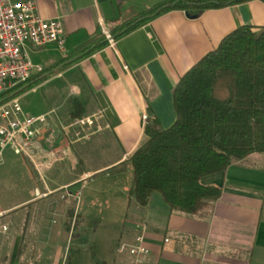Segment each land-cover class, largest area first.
<instances>
[{
  "label": "crops",
  "instance_id": "0c3cea01",
  "mask_svg": "<svg viewBox=\"0 0 264 264\" xmlns=\"http://www.w3.org/2000/svg\"><path fill=\"white\" fill-rule=\"evenodd\" d=\"M35 1L39 16L59 18L63 25L61 46H28L48 57L53 69L31 89L53 81L58 91L56 104L25 114H48L36 150L46 153L51 148L67 147L65 158L51 164L45 179L26 159L44 184V195L65 188L47 186L52 170L57 165L74 170L78 151L91 142L74 141L62 129L74 109L83 113L102 110L106 130L93 140L105 147L110 138L108 143L121 149L112 163L85 170L82 167L77 170L78 177L83 173L90 176L109 165L128 164L144 139L147 116L158 119L163 127L173 123V88L180 77L233 29L248 24L258 33L264 28V1L248 0L204 10L196 18L189 17L184 9H170L109 39L107 35L116 34L121 26L166 0ZM99 41L105 44L59 69L62 62ZM42 71L35 70L32 77H39ZM23 94L15 98L19 100ZM75 100L80 103L75 104ZM261 155L234 160L226 170L203 176L201 183L220 187L221 195L193 214L171 211L156 192L145 207H140L129 195L130 184L127 190L121 186L118 198H122L125 223H80L76 231L75 227L71 230V208L66 223H4L8 230L0 233L4 236L0 264H66L71 235L75 236L73 264H264ZM46 159L51 162L50 157ZM80 180L69 184L77 188ZM139 235L149 252L136 258L127 250ZM120 247H124L121 252Z\"/></svg>",
  "mask_w": 264,
  "mask_h": 264
},
{
  "label": "trees",
  "instance_id": "16d2710c",
  "mask_svg": "<svg viewBox=\"0 0 264 264\" xmlns=\"http://www.w3.org/2000/svg\"><path fill=\"white\" fill-rule=\"evenodd\" d=\"M244 1L248 0H166L111 37L170 9H184L196 18L204 10ZM252 28L245 24L233 29L180 77L173 88L175 119L171 125L163 127L158 119L146 117L144 139L128 159L129 195L138 206L145 207L156 192L171 211L196 213L221 195L220 187L201 183L203 176L224 171L232 161L251 154L264 155V28L258 33ZM103 44L88 46L62 62L59 69ZM52 72L51 68L16 84L0 96V103L23 94ZM82 113L74 109L71 116Z\"/></svg>",
  "mask_w": 264,
  "mask_h": 264
},
{
  "label": "rangeland",
  "instance_id": "374dc122",
  "mask_svg": "<svg viewBox=\"0 0 264 264\" xmlns=\"http://www.w3.org/2000/svg\"><path fill=\"white\" fill-rule=\"evenodd\" d=\"M27 52L34 63L39 62L44 72L52 68L48 57H43L37 50L29 47ZM63 90L67 91L68 88L63 87ZM57 92L56 82L53 81L27 90L19 98L23 114H35L41 109L50 108L58 102ZM94 138L95 136L83 146L85 148L80 146L83 149L77 153L74 170L61 165L52 170L47 186L56 189L63 185L65 188L50 195H44L46 188L37 179L32 164L24 156L15 154L8 148L4 153V162L0 164V209H12L4 212L0 222L66 223L71 218L67 212L71 208L73 215L68 222L73 223L71 230L75 227L76 231L80 223H125L122 198H118L121 186L127 190L132 182L129 162L119 166L109 165L90 176H85V173L79 177L77 175V170L82 167L84 170L99 168L102 164L112 163L121 155V149L108 143L110 138H107L105 147L101 145V141L93 140ZM80 179L82 182L76 184L77 190L69 184ZM71 237L72 242L66 251V264H73L75 236ZM3 239L4 236L0 234V243Z\"/></svg>",
  "mask_w": 264,
  "mask_h": 264
},
{
  "label": "built area",
  "instance_id": "2783aa9c",
  "mask_svg": "<svg viewBox=\"0 0 264 264\" xmlns=\"http://www.w3.org/2000/svg\"><path fill=\"white\" fill-rule=\"evenodd\" d=\"M107 38L111 39V36L107 35ZM50 44H63V25L59 18L39 16L35 0H0V96L16 84L28 80L35 70L42 71L32 61L27 47L40 48ZM47 115L23 114L17 98L0 103V164L4 162V153L9 148L33 163L41 179L47 177L46 171L51 164L63 160L67 153V147L51 148L46 153L36 150ZM102 118V110L83 113L71 117L61 127L72 135L74 141L88 142L105 132ZM48 156L50 163L46 162ZM4 215L0 209V220ZM7 230L8 225L0 222V233ZM123 250L124 247L119 248L120 252ZM127 251L136 258L149 252L140 235Z\"/></svg>",
  "mask_w": 264,
  "mask_h": 264
}]
</instances>
